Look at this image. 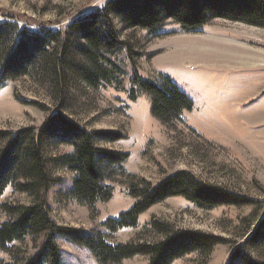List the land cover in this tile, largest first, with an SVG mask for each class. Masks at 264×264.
Returning a JSON list of instances; mask_svg holds the SVG:
<instances>
[{
	"label": "rangeland",
	"instance_id": "obj_1",
	"mask_svg": "<svg viewBox=\"0 0 264 264\" xmlns=\"http://www.w3.org/2000/svg\"><path fill=\"white\" fill-rule=\"evenodd\" d=\"M109 1L0 0V23L63 32L73 20L102 10ZM114 25L125 47L111 60L125 70L124 76L95 89L72 75L62 107L64 115L88 131L124 136L117 142L95 143L130 155L124 165L126 175L107 182L113 188V198L97 205L99 214L93 219L87 206L69 196L74 175L54 164L74 149L50 143L45 156L50 177L56 181L49 193L52 219L62 227L106 232L111 244L161 241L162 236L148 231V225L156 220L175 230L199 231L228 242L215 247L208 257L195 253L174 264H231L235 247L245 243L264 219V29L221 19L196 33H186L172 21L153 34L124 30L119 21ZM134 65L142 78L159 86L169 78L192 100L193 111L185 112L182 122L170 127L154 119L149 95L131 79ZM18 96L28 105L18 101ZM59 106L48 90L30 77L7 82L0 90V130L39 129ZM182 171L255 203L204 211L175 197L143 214L135 229L110 233L102 228L107 219L133 207L137 200L129 196V190L140 185L141 179L156 186ZM31 203L27 195L17 193L12 186L0 199V205ZM8 220L0 209V226ZM39 243H15L19 260L34 255ZM58 245L62 264H99L88 250L65 239H58ZM251 252L255 259L264 261V242ZM15 256L0 252V264H18ZM123 264H149V258L136 257Z\"/></svg>",
	"mask_w": 264,
	"mask_h": 264
},
{
	"label": "trees",
	"instance_id": "obj_2",
	"mask_svg": "<svg viewBox=\"0 0 264 264\" xmlns=\"http://www.w3.org/2000/svg\"><path fill=\"white\" fill-rule=\"evenodd\" d=\"M218 19L264 29V0H110L102 10L73 20L63 32L0 23V90L7 82L30 77L60 103L39 129L0 130V199L12 186L32 200L29 205H0L9 217L0 226V252L16 255L18 264H62L58 245V239L62 238L88 250L99 264H123L136 257L149 258V264H174L195 253L208 257L215 247L228 244L222 237L175 230L170 224L156 220L148 225V231L163 237L157 243L111 244L106 232L59 226L52 219L49 203V193L56 181L50 177L45 156L52 142L74 149L73 153L54 160V164L74 175L70 198L87 206L92 218H96L97 205L113 198V188L107 182L126 175L124 165L130 155L96 146L97 140H122L121 133L91 132L63 114L62 102L68 96L70 77L79 76L96 89L102 83L118 81V77L124 76L125 70L111 60L125 47L119 40L115 21L124 30L140 29L153 34L169 21L186 33H196ZM128 52L131 53L129 48ZM131 79L149 95L151 115L165 127L181 123L183 114L193 111L192 100L169 78L159 86L142 78L134 65ZM32 105L48 111L45 106ZM129 196L137 200L133 207L117 218L107 219L102 228L110 233L135 229L143 214L175 197L204 211L255 203L221 186L204 183L185 171L167 177L156 186L141 179L140 185L130 188ZM26 240L39 243L37 252L19 260L15 243ZM263 242L264 219L245 243L235 247L231 264H264L251 252V248Z\"/></svg>",
	"mask_w": 264,
	"mask_h": 264
},
{
	"label": "crops",
	"instance_id": "obj_3",
	"mask_svg": "<svg viewBox=\"0 0 264 264\" xmlns=\"http://www.w3.org/2000/svg\"><path fill=\"white\" fill-rule=\"evenodd\" d=\"M220 58H221V56H220ZM223 60V59H222ZM219 62H221V61H219Z\"/></svg>",
	"mask_w": 264,
	"mask_h": 264
},
{
	"label": "bare ground",
	"instance_id": "obj_4",
	"mask_svg": "<svg viewBox=\"0 0 264 264\" xmlns=\"http://www.w3.org/2000/svg\"><path fill=\"white\" fill-rule=\"evenodd\" d=\"M60 225V224H59ZM109 239V238H108Z\"/></svg>",
	"mask_w": 264,
	"mask_h": 264
}]
</instances>
